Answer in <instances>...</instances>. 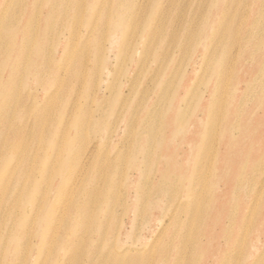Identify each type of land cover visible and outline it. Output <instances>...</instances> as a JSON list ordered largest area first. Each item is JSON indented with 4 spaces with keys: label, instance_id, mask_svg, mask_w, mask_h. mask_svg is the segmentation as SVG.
Returning a JSON list of instances; mask_svg holds the SVG:
<instances>
[{
    "label": "rangeland",
    "instance_id": "1",
    "mask_svg": "<svg viewBox=\"0 0 264 264\" xmlns=\"http://www.w3.org/2000/svg\"><path fill=\"white\" fill-rule=\"evenodd\" d=\"M156 18L160 25L152 28ZM178 25L191 29L198 47L185 49L179 61L170 52L152 75L151 66L159 53L168 51ZM105 27L111 32L104 33ZM147 35L153 37L144 56ZM173 68L177 84L157 102L168 117L179 112L176 101L188 92L179 119L168 125L163 119L132 120L138 101L136 112L143 115L155 99L136 95L151 79L164 85ZM260 86L264 88V0H0V191L5 193L0 197V234L6 236L0 246L7 251L6 260L30 264L28 257L35 254L40 264H61L64 256L68 264H88L95 258L91 243L117 239L122 245L114 257L121 264H223L229 257L232 264H247L257 253L256 262L264 264ZM198 113L204 126L211 119V134L201 128L195 134L198 153L182 154L186 143L179 154L177 139L187 134ZM243 121L247 132L240 137ZM232 133L238 137L236 147L224 139ZM197 154L207 155L208 163L178 173L196 177L199 188L205 183L207 195L196 209L186 207L174 215L180 211L179 199L159 195L149 210L132 211L127 227L120 229L122 203L147 195L144 186L134 187L127 199L120 195L130 172L131 181L144 184L156 177L152 170L161 174L183 159L200 161ZM241 160L247 163L245 172ZM226 175L231 184L225 190ZM238 176L243 184L235 186ZM191 184L182 194L184 201L193 198ZM211 189L229 199L214 198ZM255 196L253 214L248 203ZM210 199L212 203L205 202ZM239 202L243 215L237 221ZM67 217L76 224L63 225ZM100 220H107L106 235L98 239L91 228ZM228 224L237 227L227 229ZM258 234L260 246L251 248L260 240ZM33 235L37 238L30 245L27 238ZM66 238L79 242L68 249ZM18 239H26L23 248ZM124 249L129 252L121 261ZM224 249L226 256L220 252Z\"/></svg>",
    "mask_w": 264,
    "mask_h": 264
},
{
    "label": "bare ground",
    "instance_id": "2",
    "mask_svg": "<svg viewBox=\"0 0 264 264\" xmlns=\"http://www.w3.org/2000/svg\"><path fill=\"white\" fill-rule=\"evenodd\" d=\"M159 25H160V23H159L158 19L156 18L153 21L151 27L152 28H157ZM111 29L112 28H109V27L106 28L105 27L104 33L111 32ZM190 31H191L190 28H188V27L180 28L179 25L175 28V30H174V34L175 35L172 38L173 40L171 41L170 47L167 48L168 51L164 50V52L159 53V54H162V55L156 61H154L155 64L153 66H151V72L153 73L152 75H154L157 71L160 70V66L163 65V61L166 58H168L170 52L172 53V59L175 60V61H179L180 58H181V55L179 56V54L183 53L185 51V49H187L189 47L191 48L193 45H195L194 49L196 50V48L198 46L196 44L195 34L190 32ZM152 37H153V35H147V37H146V43L144 44L146 46V50H145V53L143 54L144 56H147V54H149V52H150V48L149 47H150V44L152 42ZM177 38H179V42H176ZM211 41H212V43L215 41V38L213 36H211ZM205 45H209V43L207 42V44H205ZM113 51L114 50H112V49H108V52H113ZM207 51H208V49L206 48V52ZM175 52L177 53V55L175 54ZM137 61H140V58ZM136 67L138 68V62L136 63ZM193 70H195V69H193ZM174 72H175L174 68L167 72V75L170 74V77H168V79H167V81H166V83L164 85L160 86L159 84H156L151 79L149 81V83L145 86V88H143L139 92V95H136V96H140L141 99H142V98L145 97L144 94H151L155 99H152L151 101H149V103L146 104V105H148V109L143 115H140L139 112H136V110L139 109V101H138V104H137L136 108L133 109L132 120L134 119L136 122H139L141 120L143 122H145L146 120H148V122H157L160 119H163L164 123L168 125V124H171L172 122H174L176 119L177 120L179 119L180 111H182L181 107H183L185 102L187 101L186 98H188V92L185 95L186 97L183 96L180 99V101L179 100L176 101V105H177V108L179 109V112L178 113L175 112V114H171L168 117L166 116L165 113H163L162 107L157 102L158 98H160L162 95L164 96L168 91L171 90V88H173L177 84L175 77H171V75H173ZM187 85H188V83H186L185 87ZM248 88L250 90L251 86L248 87ZM260 89H263L262 91L264 93V88L262 86H260ZM191 90H192V87H191ZM191 90L189 91V93L191 92ZM95 106H96V104H95ZM97 106H99V105H97ZM260 106H258V108H260ZM255 110H257V109H255ZM130 116H131V114H130ZM185 116H187V115H185ZM162 117H164V118H162ZM248 120L251 121L252 119L250 118ZM210 122H211V119H209V121L206 123V126H204L203 118H201L199 113L195 114L194 117H191V124L189 125V128L187 130V134L188 135L190 134L191 137L190 136L187 137V134H185L184 136L179 137L180 139L178 137H172V136H169L168 138H169V140H175V139L178 138L177 140H178L179 144H178V146H176L175 150L179 154H181V151L183 150V144L187 143L186 144L187 147L185 148V150H184V152L182 154L190 152V156H193L194 154L198 153L197 152V141L195 142V140H196L195 139V134L199 130H201V128L204 127L207 130V132H206L207 135L206 136H209L211 134L210 131L213 129L210 126ZM244 124H245L244 121L241 122V125H242L241 130L242 131L239 134L240 137H241V134H242L243 137L246 136V132L247 131H245L243 129L244 128ZM236 125H237V123H234L233 127H235ZM141 131H146V128L142 129ZM164 138H165V136H164ZM224 139L227 142V146L236 147V145L234 143L237 141L238 137H235V135L233 133L232 134H227V136ZM136 142L138 143L139 147H143V143H142L141 140H137ZM239 142H240V138H239L238 143ZM148 147L149 146H147L146 149H148ZM95 149H96V146H93L91 148H88L87 152L90 154V152L91 153L94 152ZM263 152H262V155H264ZM86 155H88V154L86 153ZM197 155H198V157H201L200 161L197 159L195 162H191L190 163V162H188V161L183 159L181 162L179 161L180 164L176 168H171L170 166L165 167L166 171L164 173H161V174H158L159 170H157V169L156 170H152L153 174L155 173L156 177L154 179H152V180L150 179L149 181H147L144 184H142L143 181H138V182L131 181V179L133 178V173L130 172V174L127 176V182H129V184H127V186L123 190H121V194L119 192L118 193L120 195H122L124 197V199H127L130 196L131 191H132V189L134 187H136V189H137L139 186H142V187L144 186L147 189V195H146L145 199H144V195H141L139 197L138 201H136L135 203H129L128 201L125 202V203H122L121 228L120 229H123V228L125 229L127 227V223L126 222H127V219L130 216V213L132 211L134 212V214H135V212H137V214H138L139 212H142L144 210H149V208H152L153 206L156 205V202L153 201V197H157L159 195H170V197L174 196L175 198L179 199L178 205H179V210L180 211H176L174 213V215L180 214L182 211H184L186 209V207L187 208L191 207L192 209H196V206L199 205V202H200L202 196H206L207 195V191L208 190L204 191L205 183L201 182V185H200V188H199V185H196L198 183V181H196L197 183H195L196 177L193 180H190L185 175H179L178 173L187 171L188 169L197 170L200 166L202 167L203 165H205V163H208L209 160H207L208 159L207 155L204 154L205 158H206L205 160H204V155H202V156H201V154L200 155L197 154ZM88 158L89 157H86V159H88ZM169 158L170 157L167 156L166 160L168 161ZM263 160H261V162H263ZM162 161L165 164V159H163ZM242 163H243V161H242ZM168 164H169V162H168ZM199 164H200V166H199ZM242 165H243L242 167H244V172H245V167H247V163L244 162ZM133 168H135V167H133ZM169 168H171V169H169ZM137 169H139V168H137ZM131 171H132V168H131ZM143 171H146V170H143ZM152 171H150V173ZM253 173H251V174H253ZM171 176H174L175 178L172 179ZM197 177L200 180H202V178L199 176V173L197 174ZM225 177L226 178H224V180H222V181H224V183H225V186L223 187V189L226 190L229 187V185L231 184V179L228 178L227 175ZM121 180L122 181L125 180V176L124 175L121 177ZM190 181L192 183L190 185V191H191V195L193 196V198L190 201H184V199L182 197V194L184 193L185 188L190 184ZM236 181H238V183H236L235 186H240V184H243V183H241L239 176H238V179H236ZM201 186H202V188H201ZM144 187H143V189H144ZM241 187H242V189H244V187L242 185H241ZM211 190L214 193H216V197H214V198L218 199L219 198L218 196H222L224 198L223 201H227L229 199V196H227L222 191L220 192L218 189H211ZM217 190L219 192H217ZM4 196H5V193L0 191V197H4ZM219 199H221V198H219ZM234 199H237V196H235ZM245 199H248V197H245ZM251 200L252 201H250V203H248V206H249L250 212H252L254 214L256 212V207H253V204H254L253 202H255L256 200H259V197L255 196ZM247 201H243V203H247ZM205 202L212 203V200L210 199L209 201H205ZM242 204L240 202L235 204L236 208L238 209V210L235 211V213H238V216H235V219L237 221L243 215L242 210L239 212V207ZM226 214L227 213H225L224 216H226ZM212 219L218 221V220H220V217H217V215H213ZM66 222L67 223L63 224V225L67 226L68 223L76 224V220L72 219L71 217H67L66 218ZM78 223H80V221H78ZM106 224H107V220H105V221L104 220H100V221L96 222V224L91 228L92 236H95L98 239L103 238L106 235V233L104 232L105 228H106ZM228 226L230 228H232V229H235L237 227V226H232L231 224H228L227 225V229H229ZM225 231H227V230L224 227L223 232H225ZM5 237L6 236H3V235L0 234V239H2V238L4 239ZM258 237H259L260 240L256 241L255 242L256 244L251 246V248L253 247V248L257 249L260 246L262 238H261V236L259 234H258ZM36 238H37V235H33L31 238H27V239H29L28 241H30L29 242L30 245H33L32 243H33V241H35ZM91 239L94 242V240H95L94 237H91ZM22 240H26V239H18L16 241V242H18V246L20 248H23L24 242ZM65 241L67 243L66 246H67L68 249H69V245L70 244H75V242H79L78 239H69V238H66ZM16 242L13 244L14 247L17 246ZM204 242H205V240H204ZM45 244L46 243L42 244L41 246H43ZM121 245H122V242L120 243L119 240H117V239H114L113 244H106L105 245L103 243H100L98 245H95V244L91 243L90 247H92L94 249V252H96V253H94V252L90 253V255H92V256L94 255L95 258L93 259V261H88L89 262L88 264H98L99 261H100V264L105 263V262H106V264H121L120 262H118L117 257H114L115 254H116V252H114V250L118 246H121ZM34 246L37 247V243H35ZM11 248L13 249L12 246H11ZM225 251H226V249L221 250L220 252H221V254H224V256H226L227 253L225 254ZM128 252H129V249L122 250V252H121V255H122L121 261H123V260H125L127 258L126 256H127ZM11 253H13V251H11ZM63 253H65V252H63ZM6 254H7L6 249H4L3 246H0V264H14L13 263L14 258L12 257L10 259V261H7L6 260V257H7ZM257 254L254 255V257L247 264H258L256 262ZM28 262L30 264H40L39 258L37 256L35 257V254H33L32 256L28 257ZM59 262L61 264H68V259H67L66 256H64V257H62L60 259ZM231 262L232 261H231V259L229 257V258H226L224 260L223 264H232Z\"/></svg>",
    "mask_w": 264,
    "mask_h": 264
}]
</instances>
